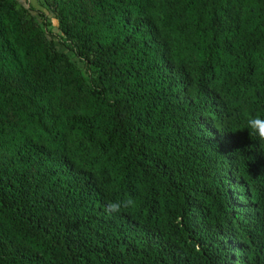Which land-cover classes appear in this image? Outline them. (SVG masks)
Returning <instances> with one entry per match:
<instances>
[{
    "label": "trees",
    "instance_id": "trees-1",
    "mask_svg": "<svg viewBox=\"0 0 264 264\" xmlns=\"http://www.w3.org/2000/svg\"><path fill=\"white\" fill-rule=\"evenodd\" d=\"M35 1L0 0V264H264V0Z\"/></svg>",
    "mask_w": 264,
    "mask_h": 264
},
{
    "label": "clouds",
    "instance_id": "clouds-1",
    "mask_svg": "<svg viewBox=\"0 0 264 264\" xmlns=\"http://www.w3.org/2000/svg\"><path fill=\"white\" fill-rule=\"evenodd\" d=\"M246 127L252 135L264 141V117L258 115L250 116L247 119ZM135 206L136 201L129 197L122 200L109 201L105 206V212L110 215L118 214L122 210L134 208Z\"/></svg>",
    "mask_w": 264,
    "mask_h": 264
},
{
    "label": "rangeland",
    "instance_id": "rangeland-1",
    "mask_svg": "<svg viewBox=\"0 0 264 264\" xmlns=\"http://www.w3.org/2000/svg\"><path fill=\"white\" fill-rule=\"evenodd\" d=\"M30 1L33 3V5H34L35 7H39L35 0H30ZM53 24H54V25H57V22H56L55 20H53Z\"/></svg>",
    "mask_w": 264,
    "mask_h": 264
}]
</instances>
